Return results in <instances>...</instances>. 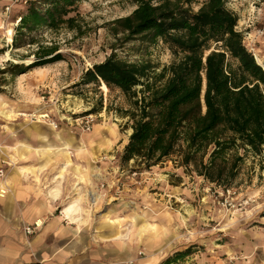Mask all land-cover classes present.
<instances>
[{
	"label": "rangeland",
	"instance_id": "374dc122",
	"mask_svg": "<svg viewBox=\"0 0 264 264\" xmlns=\"http://www.w3.org/2000/svg\"><path fill=\"white\" fill-rule=\"evenodd\" d=\"M204 1L197 0L193 9ZM21 4L13 7L16 15L25 7ZM135 7L134 0H81L67 15L74 18L72 25L39 28L29 36L33 43L18 48H11L0 30V69L8 62L29 63L40 44L56 45L62 55L57 62L15 78L0 74V111L12 115L5 118L0 114L1 177L6 174L4 166L27 161L24 152L16 147L28 143L31 123L44 120L39 115L47 113L56 121L57 131L63 136L64 132L72 135L74 146L85 150L97 144L98 151L84 161L97 165L105 162L113 167L117 177L113 196L117 198L123 189L129 194L125 218L119 220L118 216H123L120 212L110 216L115 220V244L127 253L125 260L115 264H161L174 252L191 245L193 252L178 264H264V251H260L264 248V158L244 156L230 185L233 195L223 191V186L204 180L194 166L182 165L179 151L150 167L140 160L122 162L121 155L132 132L127 97L102 83H81L83 73L110 54L128 62H149L155 73L175 61L176 57L160 41L152 45L140 39L125 42L122 32L115 33L114 21L129 15ZM228 8L237 16L236 28L243 33L245 46L264 64V0H230ZM141 88L138 85L135 89ZM87 120H91L90 130L84 128ZM72 145L74 161L77 152ZM104 146L105 150L99 149ZM55 162L63 163V159H54ZM97 173L104 177L106 174ZM103 175L94 179L104 180ZM97 193V203V199L92 202L91 194L87 195L91 209L113 200L108 195L110 191L107 195ZM225 198L249 203L240 209L230 208L224 205Z\"/></svg>",
	"mask_w": 264,
	"mask_h": 264
},
{
	"label": "trees",
	"instance_id": "16d2710c",
	"mask_svg": "<svg viewBox=\"0 0 264 264\" xmlns=\"http://www.w3.org/2000/svg\"><path fill=\"white\" fill-rule=\"evenodd\" d=\"M81 0H28L11 48L33 43L39 28L71 24L67 17ZM230 0H134L135 9L114 21L124 41H160L176 57L155 73L149 62L135 63L110 54L93 64L82 84L103 83L128 99L132 132L121 161L159 164L175 152L209 183L230 187L244 156L264 153V68L244 44ZM67 17V18H66ZM29 63H12L0 74L12 78L62 59L56 45L40 44ZM0 80V85L2 84ZM142 85L137 91L135 88ZM194 245L161 264H178Z\"/></svg>",
	"mask_w": 264,
	"mask_h": 264
},
{
	"label": "crops",
	"instance_id": "0c3cea01",
	"mask_svg": "<svg viewBox=\"0 0 264 264\" xmlns=\"http://www.w3.org/2000/svg\"><path fill=\"white\" fill-rule=\"evenodd\" d=\"M4 4L0 1V20ZM16 16L13 8L11 17ZM30 128L28 143L16 147L24 152L21 153L27 161L4 166L6 174L0 179V189H6L0 195V264H115L125 260L126 251L115 244V220L111 217L120 212L123 216H118L119 220L125 218L129 194L123 189L117 198L113 196L117 186L113 167L105 162H85L98 151L97 144L83 150V146H74L71 134L64 132L63 136L43 120L32 122ZM71 144L77 152L74 161ZM54 159H63V163H53ZM99 171H105V177ZM102 175L104 180L94 179ZM99 191L106 195L112 192L108 195L113 200L91 209L87 195L98 196ZM73 200L78 208L66 215L64 207ZM35 222L41 225L37 224L32 234H25L24 226Z\"/></svg>",
	"mask_w": 264,
	"mask_h": 264
},
{
	"label": "built area",
	"instance_id": "2783aa9c",
	"mask_svg": "<svg viewBox=\"0 0 264 264\" xmlns=\"http://www.w3.org/2000/svg\"><path fill=\"white\" fill-rule=\"evenodd\" d=\"M0 1L5 2V4L3 5V16L0 20V30H3L7 43L11 44L12 37L14 34V29L17 26L20 19L19 16L12 18L11 12L16 3H23L24 5L28 0H0ZM41 115H44L42 117V119H44L43 121L47 122L50 126L53 124L55 128L57 127L56 121L51 120L47 113ZM89 122H91V120L86 121V124L84 125L85 130H90L91 127L89 125ZM2 175H3V170L0 169V177ZM1 190H3L4 192H1ZM223 191H225L228 195L234 194V192H232L231 187L223 188ZM5 193H6V189H0V195H3ZM223 203L224 205L230 208L240 209L243 206H246L249 203V200H241L239 202H236L234 198H225ZM36 227H37L36 222L33 225L25 226L24 227L25 234L27 235L32 234Z\"/></svg>",
	"mask_w": 264,
	"mask_h": 264
},
{
	"label": "bare ground",
	"instance_id": "6f19581e",
	"mask_svg": "<svg viewBox=\"0 0 264 264\" xmlns=\"http://www.w3.org/2000/svg\"><path fill=\"white\" fill-rule=\"evenodd\" d=\"M256 60H257V62L261 65V66H264V64H262V62H261V60H260V58H258V57H256ZM20 75H23V74H20ZM103 84V83H102ZM0 114L3 116V117H5V118H9V117H11L12 115L11 114H8L6 111H3V110H1L0 111ZM13 114V113H12ZM19 114V113H18ZM13 115H15V114H13ZM26 115V114H25ZM28 116V115H27ZM33 116V115H32ZM44 115H39V117L40 118H42ZM33 117H36V115L35 116H33ZM51 126H53V124L51 125ZM54 127V126H53ZM113 129V128H112ZM113 132V131H112ZM67 148V147H66ZM0 149H2V146L0 145ZM97 198H96V195H92V202H95V200H96ZM78 205H77V202L75 201V200H73V201H71V202H69L65 207H64V212H65V214L66 215H68L69 214V212L71 211V210H74V209H76V208H78L77 207ZM38 224V226H40L41 224L38 222L37 223Z\"/></svg>",
	"mask_w": 264,
	"mask_h": 264
},
{
	"label": "water",
	"instance_id": "95a60500",
	"mask_svg": "<svg viewBox=\"0 0 264 264\" xmlns=\"http://www.w3.org/2000/svg\"><path fill=\"white\" fill-rule=\"evenodd\" d=\"M254 58H255V60H256V56H254ZM256 62H257V60H256ZM258 63V62H257ZM259 64V63H258ZM260 65V64H259ZM261 66V65H260ZM262 68H264V67H262Z\"/></svg>",
	"mask_w": 264,
	"mask_h": 264
}]
</instances>
